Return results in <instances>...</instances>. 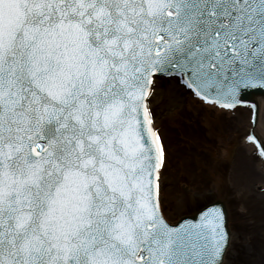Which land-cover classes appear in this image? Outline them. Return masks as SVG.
<instances>
[{"label":"snow or ice","instance_id":"obj_1","mask_svg":"<svg viewBox=\"0 0 264 264\" xmlns=\"http://www.w3.org/2000/svg\"><path fill=\"white\" fill-rule=\"evenodd\" d=\"M164 79L264 90V0H0V264H223L221 212L160 210Z\"/></svg>","mask_w":264,"mask_h":264},{"label":"rangeland","instance_id":"obj_2","mask_svg":"<svg viewBox=\"0 0 264 264\" xmlns=\"http://www.w3.org/2000/svg\"><path fill=\"white\" fill-rule=\"evenodd\" d=\"M157 123L171 149L160 189L163 214L171 223L217 200L230 214V242L223 264H264V159L246 144L251 130L247 107L224 110L219 120L179 85L164 79ZM255 133L264 138V107ZM246 165L237 178L235 163ZM236 181L240 183L236 185Z\"/></svg>","mask_w":264,"mask_h":264},{"label":"water","instance_id":"obj_3","mask_svg":"<svg viewBox=\"0 0 264 264\" xmlns=\"http://www.w3.org/2000/svg\"><path fill=\"white\" fill-rule=\"evenodd\" d=\"M261 97L264 98V90H261L260 88H253L250 89L249 91H247L246 93H244V97H243V101L241 104H250L253 107V121L256 123L257 119L256 116L259 113V104L257 102V98ZM218 210L219 212H221L223 214V220H224V227L225 230L228 232V210L225 206V204L223 202H215L214 204L210 205L209 207L205 208L204 210H202L201 212L197 213L196 215H194L192 217V221L194 219H200L201 217H203L206 213L208 212H214ZM185 220L182 219L177 226H180L182 223H184ZM186 223V222H185Z\"/></svg>","mask_w":264,"mask_h":264},{"label":"bare ground","instance_id":"obj_4","mask_svg":"<svg viewBox=\"0 0 264 264\" xmlns=\"http://www.w3.org/2000/svg\"><path fill=\"white\" fill-rule=\"evenodd\" d=\"M256 100H257V102L259 104V108H260V111H261V109L264 107V98L258 97ZM205 107L214 112V119H217V120H219V117L221 116V113L224 111V109H220L218 107L214 109L213 106H211V105H207ZM231 110H233V109H231ZM231 110L228 109L227 112L228 111H231ZM258 124L261 125L260 123H258ZM258 124H257V126H258ZM262 128L264 130V126ZM245 138L247 139L246 135H245ZM246 144L249 145L253 150L256 149L255 145L253 143L249 142L248 140L246 141ZM240 159H241V156L239 157V160L236 161L235 168H234L235 169L234 172L236 171L235 174H236V177L237 178H241V175H244V174H241V173L246 172V165ZM162 173H163V171L161 172L160 181L162 180ZM239 183H240L239 181H236V185L239 184ZM160 196L162 198V191H161V189H160ZM160 209H161V212L163 214V210H162L161 204H160ZM228 220L230 221V214H229V212H228ZM227 224L229 225L230 222H228Z\"/></svg>","mask_w":264,"mask_h":264}]
</instances>
